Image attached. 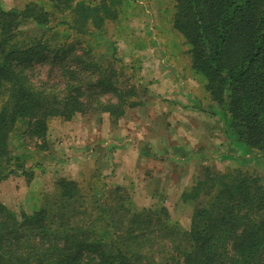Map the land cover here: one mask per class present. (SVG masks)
<instances>
[{
    "label": "trees",
    "instance_id": "16d2710c",
    "mask_svg": "<svg viewBox=\"0 0 264 264\" xmlns=\"http://www.w3.org/2000/svg\"><path fill=\"white\" fill-rule=\"evenodd\" d=\"M174 1L172 27L221 107L224 131L245 150L264 155V0ZM119 3L78 1L69 24L84 35L88 23L99 28L117 18ZM29 20L46 26L51 13L33 2L20 9L0 1V181L16 170L29 173L21 157L12 160L17 130L45 142L53 117L100 111L115 122L140 104L137 86L121 79L122 66L92 60L90 46L77 45L80 38L55 45L17 40ZM37 64L58 80L35 83ZM43 195L26 211L0 203V264H264V183L240 169L225 173L205 165L182 191L193 207L188 229L165 205L136 208L121 185L104 191L61 176Z\"/></svg>",
    "mask_w": 264,
    "mask_h": 264
},
{
    "label": "rangeland",
    "instance_id": "374dc122",
    "mask_svg": "<svg viewBox=\"0 0 264 264\" xmlns=\"http://www.w3.org/2000/svg\"><path fill=\"white\" fill-rule=\"evenodd\" d=\"M0 1L8 7L20 9L33 2L43 6L51 13V20L46 26H40L32 20L21 24L16 33L17 40L28 42L32 38H36L55 45L66 39L78 40L80 38L82 42H78L77 45L79 47L90 46L92 60H98L104 63L103 65L111 66L112 64L115 68L122 66L118 68L124 72L121 79H128L127 84H135L139 91L136 99L140 101V104L127 109L126 116L129 117L125 119V122L122 120V126L121 119L114 122L108 113L89 111L78 112L69 119L51 118L45 142L29 138L27 134L23 133L24 129L17 130L12 134L10 141L12 160H16L17 157L22 158L25 170L29 171L25 174L23 169L21 170L26 182L30 183L35 178V174L40 177L39 185H42V195L51 191L55 180L61 176L74 178L83 185H88V182L96 183L104 191H110L117 185H121L125 187L136 208L152 207L157 209L165 205L169 209L172 219L178 221L183 228L188 229L193 207L189 203H184L181 198L182 191L187 187L182 181L172 183L174 177L179 176V180H181L185 169L197 173H201L205 165L210 166L213 171L225 173L240 169L249 174L260 176L264 183V155L250 149H248V154L239 153L240 148L238 147L242 145L231 141L228 133L224 131L225 124L224 117L221 115V107L211 100L204 74L191 66L188 45L184 37L172 27L174 0H120L117 18L105 20V23L99 28L88 23L85 28L87 32L84 35L78 34L69 24H72L74 19L72 5L78 1H84L89 5L96 6L100 4L101 0ZM113 9H115L114 6ZM111 46L117 50L114 48L116 56L121 60L119 64L111 56ZM109 62L111 64H108ZM57 76V73L51 71L48 66L41 64H37L31 74L32 79L38 84L53 83L58 80ZM173 97L200 98H198L197 107H193L191 104L180 105L178 110L180 114L173 112L170 115L171 119L168 118L169 116L163 118L162 112L173 111V106L178 104L172 105L171 102H167L172 101ZM207 98H210L215 105ZM199 103L200 106H198ZM200 110L203 111L205 118L189 116L195 115ZM200 112L199 115H201ZM151 113L153 116L147 118L146 115H151ZM182 115L186 120H181ZM174 116L177 117L176 120L173 119ZM133 121L140 123L137 125V129L151 126L174 128V132L170 135L172 139L166 138L168 136L166 134L159 133L163 141L160 138H156L155 141L158 143L156 152L161 156L159 158L158 155L153 156L156 157L155 159L150 156V164L137 166L134 159L130 161L122 159L124 163L122 164V160L118 156L119 150L116 148H130V144L135 138V135L133 137L131 133L125 132L132 128ZM197 125L201 127L209 125L208 130L214 133L216 129L217 136L219 135L221 141H226L228 146L219 148L224 151L218 153V157H211L206 161L200 159L197 167L193 165L191 168L186 164L187 156L195 148L192 144L189 147V145L181 143L183 137L190 140V135L180 134L176 130H181L184 127L194 129L193 127ZM211 126L215 129L213 130ZM115 130L118 131L115 136L117 142L108 143L107 140L110 139L108 136H113ZM220 140L218 139V141ZM168 142L175 145L168 146ZM161 147L163 148L161 149ZM51 149L54 150L53 156H56L53 160L49 156ZM48 153L50 154L48 155ZM209 153L215 154L209 149L204 152V155ZM169 154H173L177 159L181 157L179 158L181 160L170 163L172 157ZM198 154L203 155V151ZM225 154L232 157L230 156L229 159L225 157ZM37 163H41L42 166L34 167ZM48 176L51 177L48 178ZM45 178L49 180L48 184L44 183ZM42 195L38 198V206L41 204ZM29 201L35 202L37 198L34 201L26 199V197L23 200L13 199L11 204L17 207L13 210L26 211L25 203H30Z\"/></svg>",
    "mask_w": 264,
    "mask_h": 264
},
{
    "label": "crops",
    "instance_id": "0c3cea01",
    "mask_svg": "<svg viewBox=\"0 0 264 264\" xmlns=\"http://www.w3.org/2000/svg\"><path fill=\"white\" fill-rule=\"evenodd\" d=\"M195 91V90H194ZM196 95V93H194ZM180 96V95H179ZM198 98L200 97H173V100L172 101H167V102H171L172 105H175V103H178L177 105L173 106L174 110L173 111H165L164 113L162 112L163 114V118L165 117H168L169 119L170 118V115L173 114V112L175 113H178L180 114V112L178 111L180 109V105L183 106V105H186L188 106V104H191L193 105V107H197V103H198ZM208 99V98H207ZM211 103H213L210 98L208 99ZM152 101V100H151ZM201 101V100H200ZM199 101V102H200ZM158 102V101H157ZM155 104V103H154ZM156 105V104H155ZM213 105H215L213 103ZM198 106H200V103L198 104ZM200 108V107H199ZM196 109V108H195ZM213 110V109H212ZM201 111V112H200ZM199 112L201 113V115H199V112L198 113H195L194 114H191L189 115L190 117H195V118H205L206 116L202 113L203 111L200 110ZM214 111V110H213ZM212 111V112H213ZM147 118L150 117V116H153V113H151V115L147 114L146 115ZM180 116V115H179ZM129 116H125L121 118V126L123 125V121L125 122V119L128 118ZM176 116L173 117L174 120H176ZM123 120V121H122ZM181 120H186L185 117H183L182 115V119ZM185 122V121H183ZM140 124V123H135L133 121V125H132V128L129 130V131H125V132H129L132 134V136L134 137L135 135V138L133 139V141L131 142L130 144V150L128 149H123V148H120V147H117L116 149H118L117 153H118V156L122 159H126V160H135L136 163H137V166L140 165V164H150L149 163V159H150V156H152V159H155L156 157H153L155 155H158V158L161 156V154H158L156 152V147H158V143L157 141H155L156 138H160L162 141H163V138H161L159 136V133H163L168 135L166 138L168 139H172V136H170L173 132H174V128L173 127H170V126H151V127H142V128H138L137 129V125ZM125 126H128V125H125ZM183 126H188V125H183ZM208 127L209 125H205V126H194L193 128L194 129H188L186 127L182 128L181 130H176L178 131V133H182V134H189L190 135V140L186 139L183 137V140H182V144L184 143V145H189V147H191L190 144H192V146L195 148V150L192 151V153L187 156L188 158V161L186 164H188L191 168L192 166L194 165L195 167H197V163L200 162V159L201 160H209V158L211 157H218V153H222L224 150H219V148H224L226 147V145L228 146V143H226V141H221L220 138L217 136V130L215 128H213L214 131H216L215 133L214 132H210L208 130ZM111 129H113L111 127ZM119 130V129H117ZM117 130L113 131V136L109 135L108 137H110V139H108V143L110 142H117L116 140V134H117ZM204 130V131H203ZM204 132H206V134H204ZM177 133V132H176ZM202 135V137H201ZM139 136V137H137ZM201 137V138H200ZM178 138H181V137H178ZM218 139L220 141H218ZM174 144V143H173ZM171 142H168V146H172L173 145ZM175 145V144H174ZM183 145V146H184ZM164 146V145H163ZM188 147V149H189ZM192 147V148H193ZM163 147H161L162 149ZM190 148V149H192ZM228 148V147H227ZM240 150H239V153L240 154H248V150H245L242 148V146L239 145ZM211 152H214L215 154L214 155H211L210 153L208 155H204V152L206 150H209ZM121 150V151H120ZM170 150V149H169ZM126 151V152H125ZM202 152L203 151V155L201 154H198L199 152ZM247 151V152H246ZM121 152H124V153H127V154H124V153H121ZM51 153V155H49ZM50 153H48V155L50 156V158L53 160L54 158H56V156L54 155L53 156V153H54V150L51 149ZM197 155V156H196ZM165 156V155H164ZM169 156H171L172 158H170V163L171 162H176V161H179L181 159V157H178L177 158H174L173 154H169ZM230 156L229 154H225V157H229L230 159ZM232 157V156H231ZM167 158V157H166ZM59 160V158H57ZM122 164L123 163V160H122ZM153 164L155 165V163L153 162ZM187 165V166H188ZM37 166H42L41 163H37L34 165V167H37ZM33 167V168H34ZM189 168V167H187ZM35 170V168H34ZM184 175L181 176V180H179V176H177L176 178H172V183H176V182H184L185 184V187H190L192 184H194V182L196 181V177H197V172L195 171H188L187 169L184 170ZM51 176H48V178H50ZM33 179V178H32ZM26 179L23 177L22 173H21V170H16L14 173L10 174L8 178L0 181V202L7 205L9 208L11 209H14V208H17L16 206L12 205L11 202L14 200H20V199H26L29 198L31 201H34L35 198H37V201L35 202H26L25 205H26V208L27 207H37L38 206V198H40V196L42 195V185H39V181H40V177L39 176H36L35 174V178L29 183V182H26L25 181ZM47 182V184L49 183V180L47 178H45L44 180V183ZM191 182V183H190ZM189 184V185H188ZM188 185V186H187ZM186 188V189H187ZM185 190V188H184ZM183 190V191H184ZM16 198V199H15ZM20 205V204H19Z\"/></svg>",
    "mask_w": 264,
    "mask_h": 264
}]
</instances>
